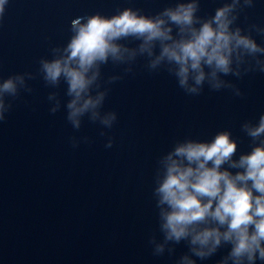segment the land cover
Here are the masks:
<instances>
[{
	"label": "water",
	"instance_id": "95a60500",
	"mask_svg": "<svg viewBox=\"0 0 264 264\" xmlns=\"http://www.w3.org/2000/svg\"><path fill=\"white\" fill-rule=\"evenodd\" d=\"M170 0H10L0 22V75L35 72L48 55L50 43H63L76 16L115 14L125 7L154 14ZM220 0H202L200 15H211ZM245 15L247 20H245ZM241 27L264 25V0L241 14ZM258 43L264 38L253 33ZM136 46L137 41L126 42ZM139 58L134 73L110 85L104 110L118 120L107 135L84 118L79 131L63 109L49 112L47 95L57 91L66 100L62 83L46 88L29 81L32 93H21L0 124V264H176L188 251L154 256L148 238L158 232L152 198L153 172L160 155L176 140H210L230 129L239 151H249L243 121L264 113V74L232 80L243 92L210 91L186 95L166 71L149 73ZM104 79L123 74L122 66H103ZM88 137L73 148L70 137ZM112 148H105L108 137ZM239 155V152L238 154ZM221 248L197 264H218ZM261 264V262H257Z\"/></svg>",
	"mask_w": 264,
	"mask_h": 264
},
{
	"label": "clouds",
	"instance_id": "9594fccd",
	"mask_svg": "<svg viewBox=\"0 0 264 264\" xmlns=\"http://www.w3.org/2000/svg\"><path fill=\"white\" fill-rule=\"evenodd\" d=\"M9 3L0 0V22ZM201 3L170 0L151 15L125 7L110 16L95 12L71 19L67 40L50 43L35 72L0 75V124L22 92L32 93L29 81L40 79L49 89L66 86V100L57 91L48 93L51 114L63 109L76 131L87 117L105 136L118 120L117 112L104 110L109 86L133 74L139 58L149 73L163 70L174 77L186 95L199 96L207 85L210 91L243 96L226 77L264 74V43L253 35L264 38V25L238 23L256 0H220L211 15H200ZM128 41L138 43L132 47ZM109 63L122 66L123 74L104 79L102 68ZM240 131L249 138L247 152L239 151L230 129H223L210 140H176L158 157L152 198L162 238L155 233L148 238L154 256H172L184 242L188 251L176 264H197L194 257L206 260L224 247L227 254L218 264H264V113L243 121ZM81 142L90 143L86 136L70 137L73 148ZM113 144L109 136L105 148Z\"/></svg>",
	"mask_w": 264,
	"mask_h": 264
}]
</instances>
